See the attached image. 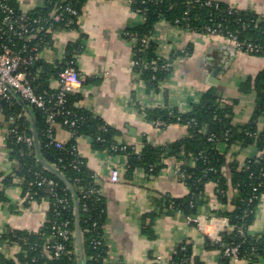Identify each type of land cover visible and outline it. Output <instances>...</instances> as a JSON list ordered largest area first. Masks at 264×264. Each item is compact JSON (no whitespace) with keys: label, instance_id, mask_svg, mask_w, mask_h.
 I'll return each instance as SVG.
<instances>
[{"label":"trees","instance_id":"16d2710c","mask_svg":"<svg viewBox=\"0 0 264 264\" xmlns=\"http://www.w3.org/2000/svg\"><path fill=\"white\" fill-rule=\"evenodd\" d=\"M60 1L45 0L41 6L23 14L15 0H4L7 8L13 11V15L15 17L23 15L28 25L26 33H19L21 30L16 24L12 30L9 29L8 24L2 21L7 13L0 7V55L4 47H8L12 52L24 57H34L32 47L37 45L40 50L48 45L52 31L76 29V23L68 22L72 19V16L68 14L66 19L60 22H53L50 19V13ZM84 1L64 0L62 4H69L80 13ZM206 1L208 0L130 1L133 10L142 15V20L128 29L125 37L135 41L134 72L148 90H158L159 82L169 76L172 67L163 68L162 65L168 61L173 62L178 54H183L176 52L167 60L157 56L156 43L151 38L159 20L203 34L206 26L220 29L224 34L234 33L239 40L257 46L252 55L264 56V16L252 11L231 8L227 3L213 0H209L210 4L207 5ZM39 27L42 29L40 30ZM144 39H149L145 46ZM74 48L76 46H68L64 59L53 65L52 69L38 57L33 58L27 66L28 80L35 91L45 97L49 108L55 106L57 89L49 88L47 80L50 75L57 78L59 71L73 66L70 54ZM41 68L44 70L42 73ZM249 90L255 93L254 109L250 120L242 125L232 123L231 105L222 104L217 90L213 87L204 91L199 102L192 104L188 112L179 113L175 109L167 108L148 109L146 115L148 120L163 121L165 125L162 128L170 124L185 125L187 134L166 145H152L144 142L139 152L130 145L116 142L114 137L117 132L100 117L77 108L76 93L66 95L63 107L67 112L55 117L57 123L72 132L70 139L61 147L51 143L47 133L46 113L39 108L30 107L35 119L37 150L34 142L28 144L24 140L17 139V136L33 138L30 121L25 116L24 109L17 98L11 96L9 99H0L1 110L13 120L7 135L6 148L9 151L8 157L15 161L9 173L0 172V201L6 199L3 188L14 186L15 177L21 178L22 195L27 200L40 201L47 198L50 200L46 221L36 232L7 230L0 234V241L9 245L17 243L20 246L16 261L8 260L0 254V264H81L75 236L59 237L52 228L53 225L58 226L67 222L66 227L74 232L75 202L79 207L83 264H107L108 248L104 237L105 200L96 176L86 167L85 160L77 153L75 138L78 136L89 137L94 150L124 155L127 175H131L135 170L157 174L166 167V160L173 158L183 174L181 181L187 186L188 194L180 199H171L169 204L186 215L198 214L204 184L208 181L215 182L219 201L229 202L231 207L223 213L228 219L229 229L221 232L219 242H212L214 247L221 250L217 264H229L230 258L222 255V252L225 246L232 245L238 246L239 259H247L250 263L259 259L264 260V231L260 234L248 232L254 210L264 194V154L262 153L264 127L261 129L258 127L259 118L264 117V69L242 83L241 91ZM64 119L73 121L74 124L64 123ZM220 144H224L225 148L221 150L218 146ZM249 144H254L259 154L248 158L242 167H238L236 162L230 163L231 177L228 182L221 173L226 163V153L232 146ZM123 146L124 148L121 149ZM37 155H40L47 163L55 165L71 183L73 191L55 175L45 170L38 161ZM190 155L194 157L193 164H190ZM39 175L54 180L56 196H51L45 185H37ZM229 187L234 192L230 199L227 196ZM57 197L65 201L60 204L56 201ZM153 219L152 214L144 216L142 230L147 235L152 229ZM46 239L60 241L63 244L64 249L58 258L50 259L42 253ZM95 241L100 243L97 244ZM191 253L190 246L183 242L177 247L171 263L189 264ZM196 264L202 263L198 261Z\"/></svg>","mask_w":264,"mask_h":264},{"label":"crops","instance_id":"0c3cea01","mask_svg":"<svg viewBox=\"0 0 264 264\" xmlns=\"http://www.w3.org/2000/svg\"><path fill=\"white\" fill-rule=\"evenodd\" d=\"M213 1L264 16V0ZM15 2L21 13L27 14L45 0ZM141 20L129 0H85L77 28L52 31L48 45L39 50L38 58L52 69L64 59L68 46H76L70 58L83 82L74 91L78 95L75 106L100 117L117 132L116 142L130 145L137 152L144 142L166 145L187 134L186 126L182 124H170L166 128L155 126L146 118L148 109L188 112L192 104L199 102L202 93L211 87L217 90L222 104L231 105L233 124L242 125L250 120L255 93L253 90L241 91V85L264 69V56L239 51L228 39L188 31L159 20L152 35L157 56L167 60L176 52L183 54H178L173 60L170 74L159 82L158 90L150 91L134 72L135 41L125 37V32ZM43 71L41 68L40 72ZM47 83L51 89L58 87V80L52 75ZM24 114L30 121L25 111ZM12 121L0 108L2 173H9L15 164L8 157L6 148ZM258 127H264V117L259 118ZM55 137L65 143L71 135L60 124L55 127ZM75 145L86 167L96 176L105 200L104 237L114 264H172L171 258L183 242L192 251L189 264L198 261L217 264L221 250L213 243L221 240L224 229H229L228 219L223 213L231 207L229 202L219 201L215 182L204 184L202 202L198 207V225L191 221V215L169 204L171 199H180L188 194L185 183L175 175L177 165L173 158L166 160V167L157 174L135 170L127 175L124 155L94 150L87 136L76 137ZM218 146L221 150L225 148L224 144ZM258 154L254 144L232 146L221 169L223 177L230 181V163L236 162L238 167H242L248 158ZM114 167L119 168L120 179L110 182L107 177ZM14 183V186L3 188L6 199L0 201V234L7 230L36 232L46 221L48 202L27 200L22 195L21 178L15 177ZM233 193L229 187L228 199ZM146 214L154 216L148 235L142 230ZM263 231L264 194L248 227L250 234ZM19 253L18 247L0 241V254L4 257L15 259ZM229 264H264V260L250 263L247 259H237L230 260Z\"/></svg>","mask_w":264,"mask_h":264},{"label":"built area","instance_id":"2783aa9c","mask_svg":"<svg viewBox=\"0 0 264 264\" xmlns=\"http://www.w3.org/2000/svg\"><path fill=\"white\" fill-rule=\"evenodd\" d=\"M61 0L60 3L56 4L53 8L52 12L50 13V19L53 22H60L66 19V14L72 16V19L68 20L69 23H76L78 24L80 13L69 4L63 5ZM131 1V0H129ZM207 5L210 4V1L205 2ZM0 7L3 11L7 13V15L3 18V23L8 24L9 29H13L14 24L20 29L22 32H27L26 28L28 23L26 22L23 15L14 16L13 11L7 8L4 4V0H0ZM231 8H234L230 6ZM140 15V14H139ZM142 18V15H140ZM41 30L42 27H39ZM190 31V30H188ZM192 31V30H191ZM204 34L212 35L216 37H222L231 41L236 49L239 51H243L245 53L251 54L254 50L257 49V46L253 45L252 43L241 41L237 38L234 33H227L224 34L220 29H215L209 26H206L204 29ZM28 37V36H27ZM29 37H32L29 35ZM153 40V37L151 38ZM149 39H144L143 44L144 46L147 44ZM32 51H34V57H24L20 54L12 52L8 47H4L3 52L0 55V99H9L15 93L17 94L29 107L39 108L46 113V120L48 122L47 133L51 139V143H53L56 147H61L64 142L58 140L55 137L54 131L57 125H60L55 121V117L59 114H64L67 111L64 109L63 104L66 101V95L68 93H74L75 89L82 85V78L78 70L74 66H68L58 72L57 80H58V87L56 93V101L55 106L53 108L47 107V102L45 97L42 94H39L35 91L34 87L31 85L30 81L27 78L26 69L27 66L31 63L32 59L38 57V46H33ZM163 68L172 67V62H165L162 65ZM64 123H70L73 125V121H68L64 119ZM157 127H164V122L160 120H156L153 122ZM70 135L72 136V132L69 131ZM18 140H24L28 144H32L33 138L31 137H22L17 136ZM124 146L121 148L123 149ZM264 154V149L262 150ZM194 157L190 155V164L194 163ZM175 175L179 178L183 176L180 172L178 166L174 170ZM107 179L110 182H117L120 179V170L117 167H114L110 170ZM37 185H45L47 187L48 193L51 196H56L55 192V185L56 183L51 178H47L45 176L39 175L37 181ZM46 201L49 203V199L47 198ZM56 201L62 204L65 199L63 198H56ZM191 221L194 223H198L200 225V219L198 215L192 216ZM229 224V223H228ZM67 222L62 223L61 225H53V229L57 233L59 237L68 238L74 237L75 234L69 228L66 227ZM229 226V225H228ZM51 241V242H50ZM95 243L99 244L100 241H95ZM11 246L18 247L20 246L17 243L10 244ZM107 245V244H106ZM64 247L60 241H54L52 239H46V243H44L42 247V253L44 256L48 258H58L62 253ZM224 256L229 257L230 260H237L238 257V246H225L222 252ZM8 260L13 259L12 257H6ZM16 261V259H14ZM107 264H114L109 256V251L107 250Z\"/></svg>","mask_w":264,"mask_h":264},{"label":"water","instance_id":"95a60500","mask_svg":"<svg viewBox=\"0 0 264 264\" xmlns=\"http://www.w3.org/2000/svg\"><path fill=\"white\" fill-rule=\"evenodd\" d=\"M14 96L17 97L19 103L21 104L24 111L27 113V115L30 118L33 141L35 144V148L38 150L37 133H36V128H35V119H34V116L32 115L31 109L17 94L14 93ZM206 130H205V132H206ZM37 159L45 170H47L50 173H52L53 175H55L68 188H70V190L73 191L74 188L71 185V183L68 181V179H66L64 174L58 168L55 167V165L47 163L40 155H37ZM74 234H75V238L77 240V249L79 251V257L81 259V264H83V255H82L81 242H80V232H79V207H78L77 202L74 203Z\"/></svg>","mask_w":264,"mask_h":264}]
</instances>
